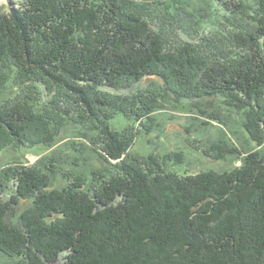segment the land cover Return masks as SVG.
Listing matches in <instances>:
<instances>
[{
    "label": "trees",
    "instance_id": "1",
    "mask_svg": "<svg viewBox=\"0 0 264 264\" xmlns=\"http://www.w3.org/2000/svg\"><path fill=\"white\" fill-rule=\"evenodd\" d=\"M223 1V19L211 10L190 28L179 20L187 0H21L0 13V155L73 127L99 132L93 145L111 166L88 175L60 153L40 168L1 165L0 253L17 264H264L262 151H204L241 164L178 173L155 154L126 160L135 128L110 123L121 114L139 124L166 106L122 93L151 78L172 105L224 96L259 107L244 126L263 144L264 0L248 10Z\"/></svg>",
    "mask_w": 264,
    "mask_h": 264
},
{
    "label": "rangeland",
    "instance_id": "2",
    "mask_svg": "<svg viewBox=\"0 0 264 264\" xmlns=\"http://www.w3.org/2000/svg\"><path fill=\"white\" fill-rule=\"evenodd\" d=\"M20 1L12 0L0 4V13H8L11 6H16L17 2ZM242 1L245 3L244 8L246 10L249 7H254L257 2V0ZM223 2V0H187L188 6L186 8L191 13L180 12L179 20L190 28L191 26L196 27L195 22L197 24L202 22V16L209 18L211 10L217 9V15L222 17L228 12L224 9ZM187 9H185L186 12H188ZM220 27L223 29L222 26ZM11 77L16 80V74L13 71ZM154 82L151 78H145L132 88L123 90L122 93L133 96L142 91L147 92L149 95L158 98L160 102L166 103L164 108L156 110L149 117L144 118L143 121L140 120L143 126H141L142 123L139 122L138 124L133 118L126 119L121 114L110 121L112 128L115 129H123L126 126L131 127V129L132 126L135 128L133 129L135 133L134 145L128 149L126 160H134V158H139L137 156L140 155L155 154L163 164L178 173H197L206 169L229 170L241 164L237 153L226 155L224 153V158L217 159L211 155H205L204 151L212 154V151L219 150L223 154L229 146L240 150L242 155L255 150L264 153V142L259 145L258 141L252 140L244 126L246 117H250L248 121L252 120V116L259 107L247 109L245 108L246 103L242 104L239 103L240 101L224 96L207 97L205 99H178L172 105L171 100L168 98L166 100V94L157 85L159 81ZM14 89L13 82L10 81L3 98L10 96ZM241 104L244 108L240 107ZM212 117L221 118L223 124L214 121ZM82 132L77 128L69 127L68 131L56 136L54 143L51 145L22 147L20 152H15L9 148L0 155V166L15 158H21L28 165L40 168L43 159L46 162L48 157H54V155L60 153L63 157H66L67 163L77 164V168L88 175L92 168H97L100 172L107 171L106 168L111 166L107 167L108 163L104 161L101 153L97 152L99 151V144L96 146L97 150L93 145L94 137L97 138L99 132H90L88 135L80 134ZM260 136V140L263 139L264 141V133ZM74 142L86 143V151L81 153L76 151V147L73 146ZM175 154L177 158H174ZM60 166L66 167L64 160L63 162L60 161ZM53 180L57 187H62L66 183L63 181L61 174L56 175ZM10 190L14 192L15 186L11 184ZM31 202L32 200L23 201L21 211L28 207ZM17 263L18 258L0 253V264Z\"/></svg>",
    "mask_w": 264,
    "mask_h": 264
},
{
    "label": "water",
    "instance_id": "3",
    "mask_svg": "<svg viewBox=\"0 0 264 264\" xmlns=\"http://www.w3.org/2000/svg\"><path fill=\"white\" fill-rule=\"evenodd\" d=\"M9 1H12V0H0V4L6 3V2H9Z\"/></svg>",
    "mask_w": 264,
    "mask_h": 264
}]
</instances>
